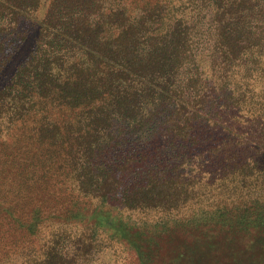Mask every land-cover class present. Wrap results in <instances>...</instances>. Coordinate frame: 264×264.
Masks as SVG:
<instances>
[{"label":"trees","instance_id":"obj_1","mask_svg":"<svg viewBox=\"0 0 264 264\" xmlns=\"http://www.w3.org/2000/svg\"><path fill=\"white\" fill-rule=\"evenodd\" d=\"M105 204L264 244V0H0V264Z\"/></svg>","mask_w":264,"mask_h":264},{"label":"rangeland","instance_id":"obj_2","mask_svg":"<svg viewBox=\"0 0 264 264\" xmlns=\"http://www.w3.org/2000/svg\"><path fill=\"white\" fill-rule=\"evenodd\" d=\"M102 208L114 217V225L92 221L86 225L84 221L47 217L33 236L35 252L44 248L50 239L46 238L53 232H64L59 243L66 248L67 260L62 264H264V244L258 246L252 234L231 238L232 235L223 233L174 232L172 225H162L154 211L146 214L107 204ZM127 228L139 231V242L130 235H122ZM2 229L6 231L5 225ZM76 230V234L68 236ZM83 230L95 233L94 237L86 235L93 247L90 253H85L81 241L77 240ZM72 236L76 238H69ZM145 252L147 259L143 262ZM20 259L19 255L15 263Z\"/></svg>","mask_w":264,"mask_h":264}]
</instances>
